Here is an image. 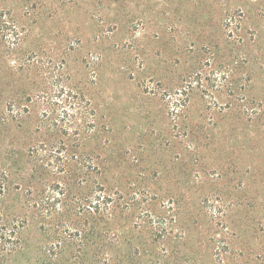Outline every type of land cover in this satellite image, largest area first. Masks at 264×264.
<instances>
[{"label":"rangeland","instance_id":"rangeland-1","mask_svg":"<svg viewBox=\"0 0 264 264\" xmlns=\"http://www.w3.org/2000/svg\"><path fill=\"white\" fill-rule=\"evenodd\" d=\"M2 11L21 33L19 54L0 53L3 106L45 92L60 114L61 89L82 91L105 128L87 146L101 183L178 213L170 252L187 251L184 227L197 264H264V0H0ZM12 133L0 131L4 145ZM138 213L117 218L126 235ZM27 237L38 264L40 237Z\"/></svg>","mask_w":264,"mask_h":264},{"label":"trees","instance_id":"trees-1","mask_svg":"<svg viewBox=\"0 0 264 264\" xmlns=\"http://www.w3.org/2000/svg\"><path fill=\"white\" fill-rule=\"evenodd\" d=\"M8 33L15 36L14 42L6 40ZM0 34V53L19 54V26L3 11ZM67 89L60 93L70 109L58 114L45 106V92L14 94L3 106L5 91L0 88V131H13L11 147L0 139V264H32L27 256L34 249L27 237L32 230L41 238L35 243L42 259L38 264L199 263L201 248L188 246L193 238L187 228L175 234V239L186 240L187 251H169L178 213L171 214V208L156 213L145 193L137 190L126 197L101 183L103 158L98 149L87 146L101 140L105 128L86 95ZM133 208L139 211L137 221L126 235L117 218ZM145 230L151 240L144 238ZM211 241L214 256L220 257L223 240L215 236ZM43 255L49 258L45 263ZM23 256L26 263H21ZM213 261L210 258L209 264Z\"/></svg>","mask_w":264,"mask_h":264}]
</instances>
